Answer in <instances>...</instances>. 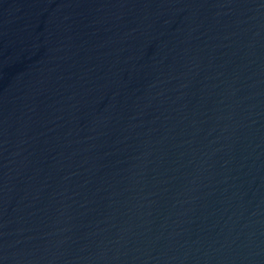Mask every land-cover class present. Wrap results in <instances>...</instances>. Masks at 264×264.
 <instances>
[{"label":"water","instance_id":"water-1","mask_svg":"<svg viewBox=\"0 0 264 264\" xmlns=\"http://www.w3.org/2000/svg\"><path fill=\"white\" fill-rule=\"evenodd\" d=\"M0 264H264V0H0Z\"/></svg>","mask_w":264,"mask_h":264}]
</instances>
